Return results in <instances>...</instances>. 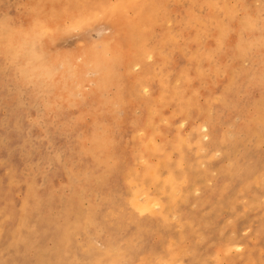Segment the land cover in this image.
Here are the masks:
<instances>
[{
	"label": "rangeland",
	"instance_id": "374dc122",
	"mask_svg": "<svg viewBox=\"0 0 264 264\" xmlns=\"http://www.w3.org/2000/svg\"><path fill=\"white\" fill-rule=\"evenodd\" d=\"M0 264H264V0H0Z\"/></svg>",
	"mask_w": 264,
	"mask_h": 264
},
{
	"label": "snow or ice",
	"instance_id": "6c2138e0",
	"mask_svg": "<svg viewBox=\"0 0 264 264\" xmlns=\"http://www.w3.org/2000/svg\"><path fill=\"white\" fill-rule=\"evenodd\" d=\"M91 21H84V23H90ZM81 29H80V26H75V27H72L70 29L67 30V33L66 35L63 37L64 39H67V40H71L72 39V33H76V32H79Z\"/></svg>",
	"mask_w": 264,
	"mask_h": 264
},
{
	"label": "bare ground",
	"instance_id": "6f19581e",
	"mask_svg": "<svg viewBox=\"0 0 264 264\" xmlns=\"http://www.w3.org/2000/svg\"><path fill=\"white\" fill-rule=\"evenodd\" d=\"M237 62V61H236ZM147 204V203H146ZM10 223V222H9ZM221 243V242H220Z\"/></svg>",
	"mask_w": 264,
	"mask_h": 264
}]
</instances>
